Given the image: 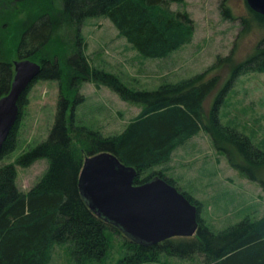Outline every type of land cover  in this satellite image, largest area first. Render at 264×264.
Instances as JSON below:
<instances>
[{"label": "trees", "instance_id": "obj_1", "mask_svg": "<svg viewBox=\"0 0 264 264\" xmlns=\"http://www.w3.org/2000/svg\"><path fill=\"white\" fill-rule=\"evenodd\" d=\"M173 2L183 0H63L60 9L53 0H1L0 98L11 88L14 60L26 55L43 61L44 65L31 87L41 79L59 80L61 95L56 123L47 140L14 163L0 164V264H51L56 245H66L78 264H103L116 247L113 234L124 237L119 249L114 251L122 254L117 264L161 262L163 255L164 264L169 263L171 256L191 261L190 264H201L199 256L203 257L204 264H264V216L246 217L215 232L199 214L197 236L144 245L99 217L81 194L79 174L84 151L114 153L126 165L137 168L135 184H141L155 175L166 178L162 172L143 174L168 160L178 145L203 130L233 167L264 189V150L237 129L223 125L220 119V108L230 82L218 95L209 114L203 110L205 99L217 86L218 76L207 80L208 73H205L164 90L134 91L111 73L97 68L91 70L81 51L79 62L83 71L79 81L85 78L97 85H107L122 98L144 104V109L118 135L104 137L86 127L73 128L74 112L85 96L79 94L80 86L76 88L69 83L66 45L54 34L55 22L80 26L88 18L107 17L142 54L165 57L193 35L190 16L185 11L173 10ZM245 3L248 14L242 19V35L255 30L264 33V14L253 10L246 0ZM47 56H55L56 65L49 66ZM224 61L231 63L233 80L249 71L264 72V34L254 52L244 60L234 63L229 56ZM31 87L19 100L20 117L4 143L0 161L17 148L20 121L29 104ZM41 158L49 161L47 172L30 191H21L16 184V166H29ZM166 179L176 185L170 178ZM182 192L201 213L202 201L187 191Z\"/></svg>", "mask_w": 264, "mask_h": 264}, {"label": "rangeland", "instance_id": "obj_2", "mask_svg": "<svg viewBox=\"0 0 264 264\" xmlns=\"http://www.w3.org/2000/svg\"><path fill=\"white\" fill-rule=\"evenodd\" d=\"M53 1L57 9L62 8L63 0ZM171 8L188 13L193 35L191 40L165 57L142 54L120 34L109 18L103 16L85 20L81 26L82 41L78 49L86 56L91 70L97 68L111 73L134 91L164 90L205 73H208L207 80L218 76L217 86L203 103L205 114H209L218 95L230 82L220 108V119L223 125L237 129L256 147L264 150V72L249 71L233 80L231 63L224 61L229 56L234 63L244 60L254 52L264 34L255 30L242 35V19L248 14L245 0H183L173 2ZM63 23L55 25V35L74 32L70 22ZM71 47L66 49L65 54ZM78 81L74 85L76 88L80 86L79 94L85 96V101L74 112V129L86 127L104 137L118 135L144 109V104L122 98L107 85H97L85 78ZM60 95L59 80L41 79L33 84L28 92L29 104L23 110L20 121L17 148L0 161L1 165L14 163L18 157L47 140L56 123ZM67 116H71L70 110ZM75 134L72 136L76 137ZM87 155L84 152V157ZM16 167L17 187L28 192L47 172L49 161L41 158L29 166ZM154 172L167 175L178 188L202 201L200 214L205 224L215 232L246 217L259 219L264 216L263 187L233 167L204 130L178 145L168 160L146 170L143 176ZM123 238L120 234H113L116 247L111 258L103 264H117L122 254L114 251L119 249ZM165 260L163 255L161 262L143 264H164ZM203 260L199 256V263L204 264ZM168 261V264L191 263L178 256H171ZM51 264L78 263L71 257L66 245H56Z\"/></svg>", "mask_w": 264, "mask_h": 264}, {"label": "water", "instance_id": "obj_3", "mask_svg": "<svg viewBox=\"0 0 264 264\" xmlns=\"http://www.w3.org/2000/svg\"><path fill=\"white\" fill-rule=\"evenodd\" d=\"M246 1L264 14V0ZM42 69L29 59L15 62L11 88L0 98V153L20 117L21 96ZM137 176L136 167L126 165L110 151H101L85 158L79 188L92 211L141 244L198 232L199 208L179 188L163 177L135 184Z\"/></svg>", "mask_w": 264, "mask_h": 264}, {"label": "flooded vegetation", "instance_id": "obj_4", "mask_svg": "<svg viewBox=\"0 0 264 264\" xmlns=\"http://www.w3.org/2000/svg\"><path fill=\"white\" fill-rule=\"evenodd\" d=\"M64 22V21H63ZM63 22H61V24H64ZM57 23H59L58 21L57 22H55V24H57ZM72 24V23H71ZM73 25V27H74V32L72 33V32H70V33H66V35H59V37H60V39L62 40V42L63 43H65V45H66V49L68 48V47H71L70 46V44L73 42L74 43V46H72L71 47V50L70 51H68V54H65V59L67 60V62H68V74H69V77H68V80H69V83L70 84H72V85H74V84H76V81L78 80V78H79V76H80V73L83 71V68H82V66H81V64H80V62H79V59L81 58V49H78L79 48V46H80V43H81V26L82 25H76V23H74V24H72ZM55 26V25H54ZM65 36H67V38L65 37ZM67 39V40H66ZM51 57H53V56H51ZM51 57H45L46 59H48L49 60V62H48V64H49V66L51 65V66H54V65H56L55 63H57V61H56V57L54 56L52 59H51ZM24 59H29V60H32L31 58H29L28 57V55H26V57H18L17 59H15L14 60V62H13V66H14V70H15V62L16 61H20V60H24ZM32 61H35V60H32ZM53 62L54 61V63H51V62ZM35 62H37V63H39V64H41L42 66H44L43 65V61H41V62H39V61H35ZM89 62L87 61V64H88ZM31 87V86H30ZM31 90V89H30ZM6 95V94H5ZM20 108V107H19ZM21 112V111H20ZM85 153H86V151H84ZM87 154V153H86ZM95 154V153H94ZM91 155H93V154H88L87 156H91ZM86 156V157H87ZM86 157H84V159H83V163H82V167H81V170H82V168H83V164H84V160H85V158ZM81 170H80V173H81ZM156 177H161V176H159V175H155V176H153L152 178H150V180L151 179H154V178H156ZM165 177L166 178H168L169 179V177L167 176V175H165ZM79 178H80V174H79ZM176 186V185H175ZM177 187V186H176ZM178 188V187H177ZM180 190H181V188H180ZM183 191V190H182ZM192 237V236H191ZM174 238H176V237H173V238H170V239H174ZM168 240V239H167Z\"/></svg>", "mask_w": 264, "mask_h": 264}]
</instances>
